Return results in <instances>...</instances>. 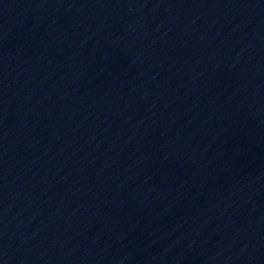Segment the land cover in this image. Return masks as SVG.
Returning a JSON list of instances; mask_svg holds the SVG:
<instances>
[{
	"label": "water",
	"instance_id": "obj_1",
	"mask_svg": "<svg viewBox=\"0 0 264 264\" xmlns=\"http://www.w3.org/2000/svg\"><path fill=\"white\" fill-rule=\"evenodd\" d=\"M0 264H264V0H0Z\"/></svg>",
	"mask_w": 264,
	"mask_h": 264
}]
</instances>
